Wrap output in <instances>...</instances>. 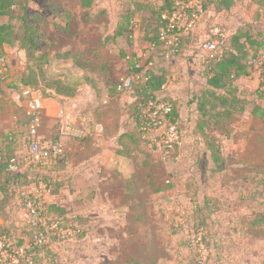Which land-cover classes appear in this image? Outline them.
Listing matches in <instances>:
<instances>
[{
  "label": "rangeland",
  "instance_id": "obj_1",
  "mask_svg": "<svg viewBox=\"0 0 264 264\" xmlns=\"http://www.w3.org/2000/svg\"><path fill=\"white\" fill-rule=\"evenodd\" d=\"M153 2L93 0L90 9L84 10L80 0H30L26 20L36 45L29 55L20 47L27 41V25L19 17L0 20V24L13 25L16 37L12 46L5 47L14 85L0 87V152L12 154L13 150L4 145L5 134L17 126L20 141L16 156H26L19 172L25 173L23 184H28L14 193L4 185L2 191L9 201L0 210L2 217L16 237L29 241L18 189L28 193L36 174L45 173L55 176V181L52 194L43 195L42 202L64 206L68 217L81 215L80 224L49 232L47 244L52 257L45 258L46 264H264V101L258 102L254 95L258 72L251 68L247 76L234 82L245 111L234 116L226 129L207 130L220 146L222 162L217 165L195 132L198 114L189 103L206 89L203 70L211 57L203 52V44L215 31L226 39V47L227 37L241 31L256 42L250 55H264V0H232L228 11L207 10L192 35L184 40L180 53L169 59L155 54V70L167 68L173 73L161 94L168 95L173 84L181 101L174 147L167 154L162 151L160 135L152 131L146 132L138 144L134 162L104 165L100 171L91 170L90 178H68L62 174L66 168L61 170L60 165L53 168L58 171H52L50 166L27 158L20 79L31 82L30 86L39 88L45 97L52 96L41 86L38 69L49 78L75 82L86 77L96 83L94 90L87 87L78 93V120L73 121L78 126L100 139L106 132L133 129V111L127 97H134V88L117 100L110 92L113 96H109V103L104 101L106 88L115 87L125 75L123 59L128 46L137 43L140 51L145 48L137 26L130 30V44L126 33L115 35L113 25L125 14L134 17L136 4ZM111 39L114 42L108 43ZM76 55L83 66L70 58ZM255 107L259 108V117L251 113ZM97 125L102 127L101 132H95ZM46 127L44 124V136H53L56 126L48 131ZM78 142L90 153L97 140ZM63 159L65 167L70 165L72 158L67 153ZM194 211L198 220L203 216L206 220V228L197 233L191 221ZM73 228L84 230L85 235L75 238Z\"/></svg>",
  "mask_w": 264,
  "mask_h": 264
},
{
  "label": "trees",
  "instance_id": "obj_2",
  "mask_svg": "<svg viewBox=\"0 0 264 264\" xmlns=\"http://www.w3.org/2000/svg\"><path fill=\"white\" fill-rule=\"evenodd\" d=\"M29 1L30 0H0V20L3 18L13 20L19 17L22 23L27 25V31H29L26 36L27 41L24 40L20 45L26 55H29V52L33 50L36 45V41L31 38V32L33 31L32 27L30 25L28 26L26 20V10ZM153 1L154 2L150 5L136 4V9L134 10L136 14L134 13V17H128L127 14L121 16L117 21L115 35L121 36L123 33H126L127 39L131 43L132 37L130 30L133 26H137L141 33V38L149 43V47V45L155 43L159 39L161 32L166 28L167 21L165 18L171 15L180 4L186 3L188 0ZM92 2L93 0H80V7L84 10L90 9ZM200 2L206 12L207 10H215L217 12L228 11L233 6L232 0H200ZM144 12L146 14H144ZM149 26H151V30H148ZM112 37H114V35ZM188 37L189 36L181 37V44L178 53L181 52L183 42L188 39ZM15 38L14 27L12 24H0V60L4 59L7 62L5 47L12 46L15 43ZM111 40H109L108 43H110V41L114 42L115 39ZM227 41V47L225 46L222 56L219 59H210L203 70V77L206 85L205 91L201 92L197 98H193L189 102L194 103V109L198 114V122L195 127V132L198 134L199 138L203 139L205 147L208 150L213 163L216 165L222 162L220 146L217 140L209 135L207 130L211 131L212 129H216L219 131L226 129L230 120L234 116L242 114L245 111V102L240 95H238V90L234 82L237 78L247 76L250 73L251 67L246 64L248 59L261 56V54L257 52L250 55L249 50L256 42L251 38L246 37L241 31H235L230 34L227 37ZM158 53L161 54V51H158ZM76 56H70V58H73V62L77 66H83V64L79 62L82 59ZM28 58L30 59L31 56ZM129 63L130 66H132V60H130ZM7 65L9 66L8 63ZM38 70L40 71L39 77L41 79V86L44 90L52 92V96H48V98L61 97L71 99L74 98L83 87L88 86L93 90L95 89L96 83L94 84L91 79L86 77L82 78L80 81L69 82L60 77H46L41 69ZM28 73L33 76V72L30 69L28 70ZM144 77V81L135 84L131 88H134L135 98V101L129 105L130 109L133 111V129L127 130L116 138L115 154L125 159H130L133 162L135 159L133 153L137 151L139 147L138 144L145 139V136L147 135L146 132H149L148 129L142 131V127L148 123V120L144 117L145 113L150 112L155 105L167 102L171 105V113L167 117L165 127L168 129L171 124H176L179 117V109L175 101L161 94L167 82L166 72L161 68L155 70L153 66L151 69L146 70ZM66 78L68 79V76ZM10 79L11 81L7 85L13 86L14 80L11 77ZM20 81H22L20 82V92L24 88L39 89L30 86L31 82L24 81L22 78ZM116 85L115 87H111L108 91L110 97L113 96L110 92H114ZM3 86V82L0 81V87ZM41 93L43 95L42 91ZM254 95L258 102L264 101L263 75L260 76L259 85L257 86ZM43 97L47 98L44 95ZM256 105L259 106V104ZM258 110L259 108L255 107L251 112L252 115L259 117L260 114L257 113ZM21 120V126L25 128L27 121L24 118L23 113ZM5 135L6 142L4 145L7 148H11L13 152L10 156H6L5 152H0V210L4 209L9 201L8 197H6L7 193L4 190L2 191L4 185L8 188L10 193L16 192L17 188L21 185H28L23 184V179L26 177L24 172L18 173L7 170L10 160L14 158L17 153L19 143L15 140V134L7 132ZM12 138H14V140H12ZM173 147L174 145L172 148ZM65 164L66 161L63 159V156L49 157L44 161V165L50 166L49 168L52 169V171H58L57 169L53 170L56 165L62 166L61 170H63L66 166ZM53 177L50 175L47 176L45 173H38L33 182L35 184L40 182L44 183L48 188L49 193L52 194L55 176ZM22 204H24L23 201ZM200 207H202V205ZM196 211L192 213L191 221L192 226L197 233L201 228H206V220L204 216L198 220L195 216ZM41 214L47 217L50 222L57 223L58 227L64 229L68 228L69 225L80 224L81 219L80 214L68 217L66 209L54 203H43ZM0 217L3 220V223L0 225V237H4L13 247L25 245L27 242L24 238L16 237L15 234H13V231L2 217L1 212ZM261 219L264 220V214L261 216ZM72 230L75 232V238L81 239L85 235L84 230L80 231L78 228H73ZM33 235L34 231L27 225L26 236L29 237V243L32 241ZM52 238L55 239V237ZM24 256L25 260L20 261L18 264H46L44 263V260H46L45 258L52 257V253L48 244L42 246L31 245L25 249Z\"/></svg>",
  "mask_w": 264,
  "mask_h": 264
},
{
  "label": "built area",
  "instance_id": "obj_3",
  "mask_svg": "<svg viewBox=\"0 0 264 264\" xmlns=\"http://www.w3.org/2000/svg\"><path fill=\"white\" fill-rule=\"evenodd\" d=\"M205 14L206 11L200 0H188L186 3L180 4L167 18L164 17L167 21L166 28L161 32L159 39L149 45L147 49L141 51L139 55L128 58L132 60V66L117 83L116 93L123 94L131 90L135 84L144 81L145 72L154 66V56L158 51H161V55L165 59L176 56L180 49L181 37L191 36ZM224 48L225 38L216 31L213 37L203 44V52L211 59H219ZM7 63L4 59L0 60V81L4 85L11 81L10 66ZM246 64L258 72V80L260 81V76H264V55L258 58H250ZM21 93L24 97L23 115L27 121L25 127L27 158H30L36 164H44V161L49 157L63 156L65 153L63 141L65 139L84 141L95 135L94 132H88L82 126L70 121L62 112H58L55 115V133L53 136L45 137L42 134L44 97L41 91L39 89L24 88ZM104 104H107L106 100ZM170 113L171 105L169 103H159L150 112L144 114L148 123L142 127V131L148 129L149 132L156 131L160 135V143L164 154L172 149L176 139L177 122L174 125L171 124L168 129L165 127ZM101 131V126H95V132ZM11 133L15 134V140L19 143L20 140L16 135L17 126L13 128ZM25 158V155L21 158L15 155L10 160L7 170L22 173L19 172L21 171L19 167ZM19 189L18 193L23 199V206L26 211V223L34 231V235L30 243L27 242L19 247H13L4 237H0V264H18L20 261H24V252L27 247L46 245L49 240V232L54 234V229L58 230L60 228L57 223L50 222L47 217L41 214L42 204L44 203L41 200L42 196L49 194V190L44 183H31L29 186L31 191L28 190V193L25 192L24 188Z\"/></svg>",
  "mask_w": 264,
  "mask_h": 264
},
{
  "label": "crops",
  "instance_id": "obj_4",
  "mask_svg": "<svg viewBox=\"0 0 264 264\" xmlns=\"http://www.w3.org/2000/svg\"><path fill=\"white\" fill-rule=\"evenodd\" d=\"M117 25V20L113 25L114 31ZM113 36V35H111ZM144 43V46L142 49H146L148 47V42L145 40H141ZM110 43H112L110 41ZM131 44V43H130ZM129 51L127 52V55L124 57L123 61L126 64L125 67V74L129 71L130 67V60L128 58H134L135 56L139 55V53L141 52L139 46L137 43L132 44L131 46H128ZM163 69V68H161ZM166 74H167V81L169 79L170 76H172L171 72L167 71V68L163 69ZM167 83V82H166ZM166 86V85H165ZM88 86L83 87L82 89L79 90V92H82V90L86 89ZM171 88L170 93L165 94V96L171 98L173 101H175L179 112H180V107H181V101L178 99V92L177 90H175L176 86H173V84L171 86H169ZM90 87H88L89 89ZM111 88H106V102L107 104L109 103V94L108 91ZM91 91V89H89ZM78 92V93H79ZM77 97L71 98V99H67V98H44L43 101V127H42V134L44 135V124L47 126L46 130L48 131L49 128H51L52 126H56V120H55V115L58 112H62L70 121H74L76 122L77 119V113H75V107H79L76 106L77 101H80V98H78V94L76 95ZM124 96V94H117L115 89H114V98L117 100L120 97ZM127 99L129 101L134 102L135 98L128 96ZM124 100V99H121ZM192 100V99H191ZM130 103V104H131ZM106 104V105H107ZM129 104V105H130ZM121 105V104H120ZM191 105L193 106L194 103H191ZM127 130L125 129H121L120 132H113L110 131L109 133L106 132V137L101 138L100 137H96V135H94L92 138H94V140H97V143H93L90 150L91 152L89 153L87 151L88 148H83V143L82 142H78V141H72V140H64L63 143L65 145V153H67L69 155V157H71V162L70 165H68L67 167H64V169L66 168V170L64 172H62V174H64L65 176L72 177L74 179L79 178L80 176L83 177H89V172L91 170H102L104 165H106V168L110 165L115 164L117 165V163H122V161H128L130 162V159H125L123 157L117 156L115 154V148H116V138L126 132ZM55 133V132H54ZM93 147H98V149H94ZM85 154V155H84ZM106 156V157H105ZM135 166H137L136 164H134ZM60 205V204H58ZM62 206V205H60ZM64 207V206H62ZM3 223L2 218L0 217V225Z\"/></svg>",
  "mask_w": 264,
  "mask_h": 264
}]
</instances>
